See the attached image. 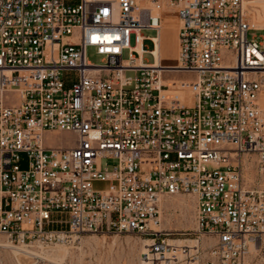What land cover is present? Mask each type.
Masks as SVG:
<instances>
[{
    "label": "built area",
    "instance_id": "built-area-1",
    "mask_svg": "<svg viewBox=\"0 0 264 264\" xmlns=\"http://www.w3.org/2000/svg\"><path fill=\"white\" fill-rule=\"evenodd\" d=\"M254 1L0 0V234L43 248L132 234L149 241L143 264H264ZM166 7L181 21L175 70L190 75L175 83L154 67ZM59 132L75 144H48ZM178 194L197 199L194 248L153 229Z\"/></svg>",
    "mask_w": 264,
    "mask_h": 264
},
{
    "label": "rangeland",
    "instance_id": "rangeland-1",
    "mask_svg": "<svg viewBox=\"0 0 264 264\" xmlns=\"http://www.w3.org/2000/svg\"><path fill=\"white\" fill-rule=\"evenodd\" d=\"M255 9H253V12L258 10L264 14L260 7L257 6ZM168 10H172L177 15L173 8L166 7L165 12ZM143 33L148 37L157 36V31H144ZM249 38H257L258 41L264 44V32L251 31ZM135 44V36H133L132 46H135ZM173 46L175 47V45ZM144 48L146 50H153L154 43L147 40L144 43ZM168 50L166 54L171 55L172 51ZM176 52L178 55V51ZM87 56L93 64L100 65L102 63V57L97 55L96 50L93 48L88 50ZM128 57V52H126L125 58ZM144 58L146 63L152 64L154 62L153 56L149 53L145 54ZM164 72V78L174 83L190 77L189 74L167 71V69ZM13 97V94L6 95L10 105L16 104V100H11ZM75 142L76 137L68 132L48 133L47 135V143L53 146L68 147L75 144ZM249 159L253 160V158ZM250 166H253V164ZM249 175L253 177L255 173L249 170ZM162 199L163 206L162 204L160 206V226L164 232L171 234L170 238L175 240L177 245H189L192 247L198 240L196 197L194 195L178 194L166 195ZM206 238L203 237L201 239L202 244H205ZM144 240V238L132 234L103 236L88 233L81 236L75 244H61L50 248H43L38 243H33L31 247L27 246L31 251L30 255H16L11 246H21L11 243L6 235L0 234V244H8L10 246L7 248L0 247V264H143L142 254L147 245V242ZM64 250H66V254L63 253ZM60 251L61 254L59 253ZM48 256H52L55 259H50Z\"/></svg>",
    "mask_w": 264,
    "mask_h": 264
},
{
    "label": "bare ground",
    "instance_id": "bare-ground-1",
    "mask_svg": "<svg viewBox=\"0 0 264 264\" xmlns=\"http://www.w3.org/2000/svg\"><path fill=\"white\" fill-rule=\"evenodd\" d=\"M105 1H109V0H105ZM254 3H255L256 7L257 6L260 7L264 12V0H255ZM165 9L163 11L165 16H164L161 34H160L159 38H156V49L153 50L155 58H156V63L154 64L155 65L154 67L158 68L161 71L162 75H163L165 69H167V71L168 70L169 71H176L175 68L179 67L178 33H179L180 26H181V21L179 19L177 10H175L173 8L177 13V15H176L174 12H172V10H168L167 12H165ZM252 17H253V26L256 29L263 31L264 30V14H262L261 11L257 10L256 12L253 13ZM173 45H175V47ZM168 49H170L172 51L171 55L166 54V53H168L167 51H169ZM176 51H178V55L176 54L177 53ZM166 60H168V62H166ZM177 72H180V71H177ZM161 204L163 206V199L161 200ZM153 229L159 230V231H164L160 225H154ZM144 241H146L147 244H149V241H147V240H144ZM211 241H212V239L206 238L205 239V245H207L208 243H211ZM175 242L176 241L174 240V243ZM196 246H197V242H196V244H194L192 246V248H194ZM0 247L7 248L10 246L8 244L7 245L6 244H0ZM11 248L13 249V251L16 255H21V254H29L30 255L31 254V251L28 249L27 246H21V247L11 246ZM59 253L61 254V251ZM63 253L66 254L67 253L66 250H64ZM48 257L50 259H55V258H52V256H48ZM56 257H57V255H56Z\"/></svg>",
    "mask_w": 264,
    "mask_h": 264
},
{
    "label": "crops",
    "instance_id": "crops-1",
    "mask_svg": "<svg viewBox=\"0 0 264 264\" xmlns=\"http://www.w3.org/2000/svg\"><path fill=\"white\" fill-rule=\"evenodd\" d=\"M165 73V72H164ZM164 73H163V75H162V81L164 82L165 80H167V79H165L164 78ZM169 81V80H168ZM166 82V81H165ZM171 82V81H170Z\"/></svg>",
    "mask_w": 264,
    "mask_h": 264
}]
</instances>
